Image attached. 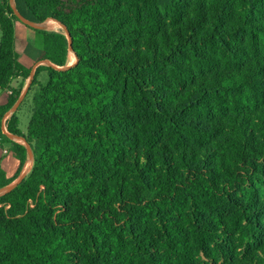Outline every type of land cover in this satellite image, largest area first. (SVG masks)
Returning a JSON list of instances; mask_svg holds the SVG:
<instances>
[{
    "label": "trees",
    "instance_id": "16d2710c",
    "mask_svg": "<svg viewBox=\"0 0 264 264\" xmlns=\"http://www.w3.org/2000/svg\"><path fill=\"white\" fill-rule=\"evenodd\" d=\"M14 3L72 44L24 24L54 66L31 80L27 133L24 101L7 122L34 160L0 196V264H264V0ZM16 21L0 0L1 90L32 72ZM22 89L0 107L19 161L0 189L28 160L2 129Z\"/></svg>",
    "mask_w": 264,
    "mask_h": 264
},
{
    "label": "rangeland",
    "instance_id": "374dc122",
    "mask_svg": "<svg viewBox=\"0 0 264 264\" xmlns=\"http://www.w3.org/2000/svg\"><path fill=\"white\" fill-rule=\"evenodd\" d=\"M13 4L15 5L14 2H13ZM16 24H17L18 27L23 26L22 23L18 22V21H16L15 26H16ZM25 28H28V27L25 26ZM45 28H46V30L53 31V32H62V31H64L60 27V25L58 23L54 22V21H49V24L45 25ZM27 30H30V32H33L34 35H35V39L32 40L33 42L31 44L32 49L28 50L27 48H25L24 45H26V44L21 43V41H18L17 45L15 44V49H16V52L18 53L20 64L23 65L25 68L28 67L29 69H32V68H30V66H29L30 64L29 63H31L32 61H34V63H35V59H36L37 55L39 54L38 52L41 51V54H42V45H43V43H42V40L38 37V35L36 34V32L33 29L28 28ZM0 40H1V31H0ZM24 40L29 41L30 38L26 37ZM28 44L30 45V42H28ZM40 57H41V55H40ZM73 61H75V57L72 54V52H70V54H69V62H68L69 64L68 65H71ZM39 66H47V65L45 63H42ZM36 69L34 70V74H35ZM38 80H39V82L41 84H46V82L48 80L47 72L46 71L41 72L39 74V76H38ZM32 89L33 90L29 93V95L26 98V100L24 102L22 101L23 104L20 107V109L18 110V115L20 117L19 129L21 130L22 133H26L27 132L29 120H30V117L32 115V109H33L32 99H33V96H34L36 90L38 89V85L37 86H33ZM8 120L9 119L5 118L3 120V122H2V129H5L6 131H7V122H8ZM15 142H19L21 144H24V142L22 140H17ZM9 145H10V148H11L12 144L9 143ZM10 150H8V151H10ZM5 153H7V151ZM4 164H5V167L8 169V172H10L12 168L14 169L17 166L18 159L16 158V155L12 151H10V153L8 155H5ZM31 168H32V161L30 160V158L28 156V160H27V163H26V165H25V167L23 169V172L29 171Z\"/></svg>",
    "mask_w": 264,
    "mask_h": 264
},
{
    "label": "crops",
    "instance_id": "0c3cea01",
    "mask_svg": "<svg viewBox=\"0 0 264 264\" xmlns=\"http://www.w3.org/2000/svg\"><path fill=\"white\" fill-rule=\"evenodd\" d=\"M49 21H47L45 25H48ZM22 25L24 26V24H22ZM23 26L18 27L17 24H16V41H15V44L17 45L18 41H21V43L26 44V45H24L25 48L30 50V49H32L31 44L33 42L32 40L35 39V35H34L33 32H30V30H27L28 28H25V26L24 27ZM26 37L30 38V40L29 41L24 40ZM28 42H30V45L28 44ZM38 53L39 54L37 55V57L35 59V63H34V61L29 63L30 64L29 66H30V68H32L31 69L32 71L35 70V67L37 68L40 64H42V63H40V59H39L40 55H41V51L38 52ZM30 83H31L30 78L25 80V81L22 80L21 78H18V79L13 80L10 90H1L0 89V107L5 106L7 104L8 100H9V97L12 95V92H13L14 89H18L22 85V88H23L22 89V93H21V95H22L24 92L27 91V89L29 88ZM11 115H12V113H10V112L5 114V116L2 119V122H3V120L5 118L10 119ZM17 115H18V111H17ZM18 117H19V115H18ZM19 119H20V117H19ZM26 133H24V134H26ZM10 149L11 148H10L9 143H4L2 145V147H0V164H1L2 168L5 170L8 178H13L16 175L17 171H18L19 161H18L17 166L14 169L12 168L11 171L8 172V169L5 167V164H4V157H5V155H8L10 153V151H11ZM8 150H10V151H8ZM6 151H7V153H5Z\"/></svg>",
    "mask_w": 264,
    "mask_h": 264
},
{
    "label": "water",
    "instance_id": "95a60500",
    "mask_svg": "<svg viewBox=\"0 0 264 264\" xmlns=\"http://www.w3.org/2000/svg\"><path fill=\"white\" fill-rule=\"evenodd\" d=\"M11 2H12V6H13V10H14V13H15V15L19 18V20L22 22V23H24L25 25H27V26H29V27H31V28H34V29H46L45 28V24H46V22L45 23H43V24H37V23H35V22H31V21H29V20H27L26 18H24L21 14H20V12L17 10V8H16V6L13 4V2H14V0H11ZM53 21H55V20H53ZM55 22H57V21H55ZM59 25H60V27L66 32V36H67V38H68V40H69V43H70V45L72 44V40H71V37H70V34L68 33V31H67V29H66V27L64 26V25H62V24H60L59 22H57ZM70 51L72 52V49L70 48ZM73 53V52H72ZM74 54V53H73ZM76 57V56H75ZM76 62H77V58H76ZM76 62L74 63V64H76ZM40 63H45L47 66H54L50 61H42V62H40ZM74 64H71V65H68V66H66V67H62V68H58V67H56L57 69H67V68H70V67H72ZM35 69H36V67H35ZM33 76H34V70L31 72V76H30V80H32L33 79ZM28 90V89H27ZM26 93H27V91L26 92H24L21 96H20V98H19V100L17 101V103L14 105V107L11 109V111H10V113H14L16 110H17V108L19 107V105L21 104V102L23 101V99H24V97H25V95H26ZM4 128V127H3ZM3 132L5 133V134H7L8 135V137L11 139V140H14V141H17V140H22L23 142H24V145L26 146V148H27V152H28V156H29V158H30V160L32 161V165H33V160H34V154H33V151H32V148H31V146L26 142V140L23 138V137H19V136H16V135H12V134H9L5 129H3ZM31 170V169H30ZM30 170L29 171H25V172H23L11 185H9V186H7L6 188H4V189H0V196H2L3 194H6L7 192H9V191H11L18 183H20L23 179H24V177L30 172Z\"/></svg>",
    "mask_w": 264,
    "mask_h": 264
},
{
    "label": "bare ground",
    "instance_id": "6f19581e",
    "mask_svg": "<svg viewBox=\"0 0 264 264\" xmlns=\"http://www.w3.org/2000/svg\"><path fill=\"white\" fill-rule=\"evenodd\" d=\"M50 21H53V20H50ZM55 22V21H54ZM57 23V22H56ZM73 54V53H72ZM74 56H75V54H73ZM75 59H76V57H75ZM75 62H76V60H75ZM75 62H73L72 64H74Z\"/></svg>",
    "mask_w": 264,
    "mask_h": 264
},
{
    "label": "built area",
    "instance_id": "2783aa9c",
    "mask_svg": "<svg viewBox=\"0 0 264 264\" xmlns=\"http://www.w3.org/2000/svg\"><path fill=\"white\" fill-rule=\"evenodd\" d=\"M5 123V122H4ZM4 126V125H3Z\"/></svg>",
    "mask_w": 264,
    "mask_h": 264
}]
</instances>
